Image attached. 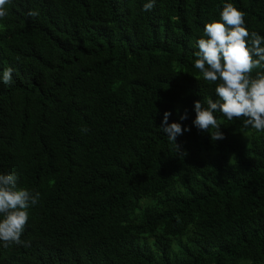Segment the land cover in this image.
Instances as JSON below:
<instances>
[{"label":"trees","instance_id":"trees-1","mask_svg":"<svg viewBox=\"0 0 264 264\" xmlns=\"http://www.w3.org/2000/svg\"><path fill=\"white\" fill-rule=\"evenodd\" d=\"M0 264H264V0H0Z\"/></svg>","mask_w":264,"mask_h":264}]
</instances>
